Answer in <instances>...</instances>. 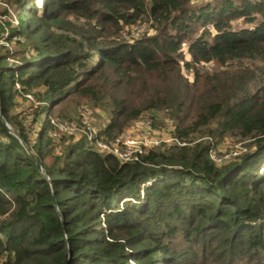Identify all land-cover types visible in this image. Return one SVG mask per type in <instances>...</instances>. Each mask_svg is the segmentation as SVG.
<instances>
[{"label": "trees", "instance_id": "1", "mask_svg": "<svg viewBox=\"0 0 264 264\" xmlns=\"http://www.w3.org/2000/svg\"><path fill=\"white\" fill-rule=\"evenodd\" d=\"M10 14L0 264H264V0H0ZM84 108L107 115L104 142L148 118L186 145L122 163L58 129ZM227 139L240 152L219 165Z\"/></svg>", "mask_w": 264, "mask_h": 264}, {"label": "rangeland", "instance_id": "2", "mask_svg": "<svg viewBox=\"0 0 264 264\" xmlns=\"http://www.w3.org/2000/svg\"><path fill=\"white\" fill-rule=\"evenodd\" d=\"M207 1V0H206ZM7 17V18H4ZM3 18H0L2 20H9L11 21L13 19L12 14L8 15V16H4ZM243 27H247L246 25H243L242 21H238L236 23H234V28L235 29H239V28H243ZM149 32L148 30V25L145 23H138L135 25H132L128 28L125 29L122 39L125 41H129L132 42V40L136 37L141 36L142 34ZM186 58L188 59L189 57L186 56ZM199 71L202 74H206V73H215L220 71V69L217 67L216 64L214 63H208V64H202L199 67ZM187 78H189L190 80L192 79V75L191 74H187L186 76ZM29 101L31 102L32 98L28 97ZM29 105V102H26L25 105H22L21 109H23L24 113H27V106ZM81 114L83 115L84 120L86 121L87 124H81L82 117L81 120H79V124L76 122L77 121V117L76 119L73 118V121L71 122V125H73V127H81V129H84L83 127H85L86 125L90 126L91 128H93L96 131H99L100 128H102L106 123H107V115H105L104 113L100 112V111H93L91 109H83L81 110ZM75 116V115H73ZM144 120H150L148 118H141L135 122H133L127 129L131 134V136L134 139H140V138H146L147 137V141H151V140H161V141H165L162 143H168V141L170 140V134H169V125L166 121H162L160 119H156L155 123L152 122L149 132H146V129H142V127H135L136 123H139V121H144ZM145 127V126H144ZM67 134H71L73 135V137L75 139H79L83 136V134L81 132L77 131H72L69 130L68 132H66ZM186 142V141H185ZM240 144L235 142L232 139H227L222 143H219L216 148L214 153H212V157L213 160L219 164L222 165L224 163H228L234 160L235 156L238 155V153L240 152L239 150Z\"/></svg>", "mask_w": 264, "mask_h": 264}, {"label": "built area", "instance_id": "3", "mask_svg": "<svg viewBox=\"0 0 264 264\" xmlns=\"http://www.w3.org/2000/svg\"><path fill=\"white\" fill-rule=\"evenodd\" d=\"M80 117H82L81 124H87L83 118V115L80 113ZM151 120L139 121V123L135 124V127H142V129H146V132L150 131ZM145 126V127H144ZM81 129V127H73V125H59L58 129L62 132H68L72 129V131H79L83 134L86 140L90 143H93L96 148L105 154H110L116 157L122 163H133L140 161V157L144 155L145 149L158 146L162 142L161 140H151L147 141L146 138L134 139L130 132L125 130L117 139L111 142H104L98 138V131L94 130L90 126L86 125ZM169 142H173L177 146H185V141H181L178 139L170 138Z\"/></svg>", "mask_w": 264, "mask_h": 264}, {"label": "water", "instance_id": "4", "mask_svg": "<svg viewBox=\"0 0 264 264\" xmlns=\"http://www.w3.org/2000/svg\"><path fill=\"white\" fill-rule=\"evenodd\" d=\"M0 119L2 120V117H1V115H0ZM2 122H3L4 126L6 127V129H8V130H9V127L6 125V123L4 122V120H2Z\"/></svg>", "mask_w": 264, "mask_h": 264}]
</instances>
